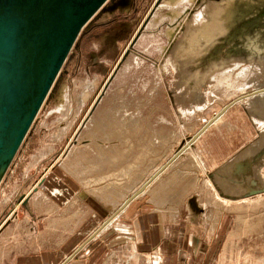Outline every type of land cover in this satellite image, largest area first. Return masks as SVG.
I'll list each match as a JSON object with an SVG mask.
<instances>
[{"label": "rangeland", "instance_id": "374dc122", "mask_svg": "<svg viewBox=\"0 0 264 264\" xmlns=\"http://www.w3.org/2000/svg\"><path fill=\"white\" fill-rule=\"evenodd\" d=\"M66 57L0 174V227L83 198L106 227L135 196L211 193V217L180 218L211 223L193 263L264 264V0H107Z\"/></svg>", "mask_w": 264, "mask_h": 264}, {"label": "crops", "instance_id": "0c3cea01", "mask_svg": "<svg viewBox=\"0 0 264 264\" xmlns=\"http://www.w3.org/2000/svg\"><path fill=\"white\" fill-rule=\"evenodd\" d=\"M188 198L135 196L125 209H115L114 223L106 227L112 213L94 198H83L82 203L77 199V203L67 204V209L26 210L24 218L31 219L23 222L34 232L25 235L22 221H13L19 216L16 208L8 212L10 223L0 227V264H200L193 261L200 259L199 254L203 258L202 226L211 223L203 215L198 222L190 220L188 224L180 218L194 219L200 210L209 218L207 204H218L219 200L218 196H206L205 201L195 196L199 200L190 203ZM55 219L56 224L52 222ZM16 223L21 227H15ZM196 229H200L199 238ZM185 233L194 235L187 241ZM205 243L209 247L213 242Z\"/></svg>", "mask_w": 264, "mask_h": 264}, {"label": "water", "instance_id": "95a60500", "mask_svg": "<svg viewBox=\"0 0 264 264\" xmlns=\"http://www.w3.org/2000/svg\"><path fill=\"white\" fill-rule=\"evenodd\" d=\"M107 0H0V174L77 34Z\"/></svg>", "mask_w": 264, "mask_h": 264}, {"label": "bare ground", "instance_id": "6f19581e", "mask_svg": "<svg viewBox=\"0 0 264 264\" xmlns=\"http://www.w3.org/2000/svg\"><path fill=\"white\" fill-rule=\"evenodd\" d=\"M206 12V11H205ZM205 14H207V15H209V18H206V17H203V18H201V23H206V25H210V26H212V30H211V32L213 31V32H218V31H223V27H222V25L220 24V23H216V28L214 27V24L212 23L213 22V20H214V17H213V12H210V13H205ZM93 15V14H92ZM231 17V14H226V15H224L223 16V18L226 20V19H228V18H230ZM195 18H197V16H195ZM217 24H218V26H217ZM203 28V27H202ZM214 29V30H213ZM189 52V51H188ZM193 53V51H190L189 53ZM188 55V54H187ZM67 58V57H66ZM60 70V69H59ZM59 72V71H58ZM58 72H57V74H58ZM224 73H226V74H228V72H224ZM56 74V75H57ZM56 75H55V77H56ZM55 77H54V79H55ZM54 79H53V81L51 82V84H50V86H49V89H50V87H51V85H52V83L54 82ZM49 89L47 90V93H48V91H49ZM46 93V94H47ZM95 101V100H94ZM89 112V111H88ZM86 117V116H85ZM216 117H218V115H216ZM87 119V118H86ZM83 122H85L84 120H83ZM84 124V123H83ZM21 144V143H20ZM20 146V145H19ZM189 148V145H188V143L187 144H185L181 149H180V151L182 150V151H186L187 149ZM179 153V152H178ZM1 176V175H0ZM140 187V186H139ZM210 196H213L211 193H210Z\"/></svg>", "mask_w": 264, "mask_h": 264}]
</instances>
